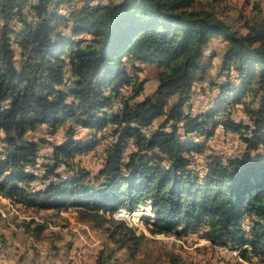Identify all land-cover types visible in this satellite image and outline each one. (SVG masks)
I'll return each mask as SVG.
<instances>
[{"label":"trees","instance_id":"obj_1","mask_svg":"<svg viewBox=\"0 0 264 264\" xmlns=\"http://www.w3.org/2000/svg\"><path fill=\"white\" fill-rule=\"evenodd\" d=\"M196 4L0 0V194L26 207L73 206L80 220L108 235L112 245L100 251L101 263L142 237L114 213L149 203L151 233L204 229L213 243L264 258V15L241 29ZM214 38L225 41L216 64L224 79L216 82L211 106L193 112L195 81L211 65L204 56ZM139 63L160 68L157 87L141 98ZM118 98L122 107L115 110ZM240 104L248 122L234 119ZM67 123L66 140L54 145L40 173L43 140L28 131L45 124L54 133ZM219 124L239 134L246 151L227 160L212 154L199 172L191 153ZM75 127L87 128L93 139H78ZM105 135L112 140L100 151L98 174L75 170L76 155ZM62 165L67 170L59 171ZM36 180L46 186L35 187ZM23 223L38 237L47 227Z\"/></svg>","mask_w":264,"mask_h":264},{"label":"rangeland","instance_id":"obj_2","mask_svg":"<svg viewBox=\"0 0 264 264\" xmlns=\"http://www.w3.org/2000/svg\"><path fill=\"white\" fill-rule=\"evenodd\" d=\"M196 6L214 10L222 19L241 29L244 28L248 19L257 18L258 14L264 15V0H197ZM61 12L66 13V9L62 8ZM224 43L225 41L220 38H214L206 48L204 63L211 65L206 69L205 77L201 78V73H199L200 76L195 81L196 91L191 101L193 112L203 111L211 106V99L215 98L218 91L216 82L224 79V75H219V70L216 67L220 61ZM213 53L217 55L214 56ZM126 65L134 75L135 68L127 61ZM138 65L141 70L136 75L138 74L139 80H144L141 98L150 94L157 87L160 68L154 63H139ZM132 88V83L125 84L122 87V93L128 94ZM121 107L122 102L118 98L114 108L117 110ZM233 115L236 121L248 122L249 116L243 110L242 104L236 106ZM162 119L163 117H158L155 120L156 125ZM67 125L69 123L59 127L54 133H51L50 129L47 130L45 126H41L36 131H28L29 138L43 140V149L39 159L40 173L45 170L43 163L52 161L50 155L54 150V145L66 140ZM75 137L85 142L93 139L87 129L80 127H75ZM110 140H112V136L105 135L94 148L78 153L74 160L76 162H74L75 170L81 173V169H83L93 176L98 174L104 165V156L100 155V151H103L105 144ZM199 141L202 142L200 150L194 149L191 153L194 155V162L199 172L205 169L212 154L220 155L224 160H227L229 157L243 155L246 151L245 144L239 134L225 129L223 124L217 126L213 136L200 138ZM1 144L0 139V147ZM60 170H67V166L62 165ZM32 184L37 188L46 186L41 180H36ZM151 206L152 204L149 203L140 207L141 211L148 212L147 215H144L145 217L139 216L131 219L129 215L132 211L128 210V213L125 208H119L114 213L116 217L124 218L130 225H133L136 231L142 234V237L135 247L131 248L133 253L128 247L119 249L117 247L115 253L117 259L109 260V264H264V258L253 256V254L251 258L244 257L239 247L213 243L205 236L204 229L186 233H179L178 230L173 233H151L145 224V219L153 220L155 218ZM0 209L6 213L5 216L2 214L1 216L9 218L8 221L15 224H24L23 221L47 223L46 229L42 231L39 238L35 234L19 237L14 232L15 229L10 230L7 234L0 232L3 239L0 240V264H108V262L101 263L98 260L99 253L103 250L101 247L110 243L107 233L93 227L88 222L79 220L78 212L73 206L70 209L62 210V212L52 208L26 207L0 194ZM121 210L126 212L122 213ZM8 221L0 224L10 226ZM56 226H58L56 230H60L58 237H55L57 234L55 236L52 234L53 228H57ZM58 244L61 247L64 245L65 249H60ZM232 249L240 251V253L234 254ZM33 259H35V263H33Z\"/></svg>","mask_w":264,"mask_h":264},{"label":"crops","instance_id":"obj_3","mask_svg":"<svg viewBox=\"0 0 264 264\" xmlns=\"http://www.w3.org/2000/svg\"><path fill=\"white\" fill-rule=\"evenodd\" d=\"M42 126H45V128L47 129V125H45V124H43ZM82 129H87V128H82ZM89 131V130H88ZM30 132H32V131H30ZM4 197V196H3ZM71 208V207H70ZM69 208V209H70ZM1 211V213H0V223H3V222H5V221H8L9 220V218H4V217H2L1 216V214L3 215V216H5L6 215V213L2 210V209H0ZM61 212H62V210H61ZM37 218V217H36ZM38 219V218H37ZM80 220V219H79ZM82 221V220H81ZM82 222H84V221H82ZM8 223L10 224V226H4V225H2V224H0V232L2 233V232H5L6 234L7 233H9L10 232V230H16V231H14L16 234H17V236H19V237H25V236H29V235H31L29 232H27L26 231V229L24 228V226L22 225V224H15L14 222H9L8 221ZM6 225V224H5ZM57 228H53L54 229V231H52L53 233L52 234H54V236H55V234H57V236H55V237H58V235H59V232H60V230H56V229H58V226H56ZM46 229V228H45ZM44 229V230H45ZM43 230V231H44ZM31 238H32V236H30ZM36 237H38V236H36ZM39 238V237H38ZM2 239V236L0 235V240ZM3 240V239H2ZM106 244H110L111 245V243H106ZM71 245V244H70ZM58 247H60V249H65V246L63 245L62 247H61V245H59L58 244ZM105 247V245H103V247H101V248H104ZM33 263H35V259H33ZM36 264V263H35Z\"/></svg>","mask_w":264,"mask_h":264},{"label":"bare ground","instance_id":"obj_4","mask_svg":"<svg viewBox=\"0 0 264 264\" xmlns=\"http://www.w3.org/2000/svg\"><path fill=\"white\" fill-rule=\"evenodd\" d=\"M126 209V208H125ZM126 211L129 213V211L126 209ZM125 210H121V212H126ZM148 214V212L147 211H141L140 210V208L139 209H137V210H135V211H132L131 212V215H129V214H127V215H129V217L132 219V218H135V217H139V216H144V215H147ZM211 241V240H210ZM245 246H247V245H245ZM221 247H224V246H221ZM227 249H228V247H227ZM232 253H234V254H239L240 253V251H232Z\"/></svg>","mask_w":264,"mask_h":264},{"label":"built area","instance_id":"obj_5","mask_svg":"<svg viewBox=\"0 0 264 264\" xmlns=\"http://www.w3.org/2000/svg\"><path fill=\"white\" fill-rule=\"evenodd\" d=\"M2 145V144H1ZM101 155V154H100ZM123 213V212H122ZM229 250V249H228ZM235 250V249H232V251Z\"/></svg>","mask_w":264,"mask_h":264},{"label":"water","instance_id":"obj_6","mask_svg":"<svg viewBox=\"0 0 264 264\" xmlns=\"http://www.w3.org/2000/svg\"><path fill=\"white\" fill-rule=\"evenodd\" d=\"M145 217V216H144Z\"/></svg>","mask_w":264,"mask_h":264}]
</instances>
